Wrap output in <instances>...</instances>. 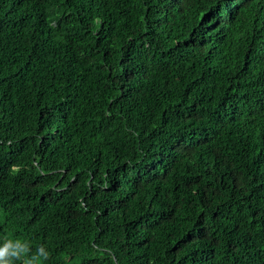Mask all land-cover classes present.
<instances>
[{"label":"trees","instance_id":"trees-1","mask_svg":"<svg viewBox=\"0 0 264 264\" xmlns=\"http://www.w3.org/2000/svg\"><path fill=\"white\" fill-rule=\"evenodd\" d=\"M4 238L264 264V0H0Z\"/></svg>","mask_w":264,"mask_h":264},{"label":"clouds","instance_id":"clouds-1","mask_svg":"<svg viewBox=\"0 0 264 264\" xmlns=\"http://www.w3.org/2000/svg\"><path fill=\"white\" fill-rule=\"evenodd\" d=\"M50 250L45 244L33 247L30 240L0 239V264H45Z\"/></svg>","mask_w":264,"mask_h":264}]
</instances>
